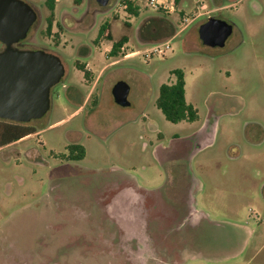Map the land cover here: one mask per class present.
<instances>
[{"label": "rangeland", "instance_id": "374dc122", "mask_svg": "<svg viewBox=\"0 0 264 264\" xmlns=\"http://www.w3.org/2000/svg\"><path fill=\"white\" fill-rule=\"evenodd\" d=\"M26 1L38 19L19 47L58 55L66 73L51 90L50 110L29 123L41 124L43 130L0 146V252L14 245L19 252L41 246L52 253L57 243L89 226L76 219L71 204L93 209L96 185L118 175L133 177L147 190L172 181L193 187L196 226L176 235L165 231L173 247L170 264H264V225L259 226L264 219V139L259 141L264 129V4L180 0L173 13L141 4L133 15L121 0L107 6L96 0L80 5L59 0L48 31L45 0ZM213 15L235 23L224 47L207 46L199 37L200 23ZM105 22L113 41L128 36L118 56L110 55L113 41L104 36L96 41ZM162 43L170 46L166 54L144 52ZM137 50L141 53L125 57ZM77 62L84 64L87 76ZM174 69L185 73L186 100L200 115L195 122L167 121L156 106L160 86L176 79ZM120 80L130 85L129 106L114 101L112 88ZM207 120L213 122L207 129L213 134L209 145L194 149L191 157L166 158L164 148L172 135L190 136ZM70 143L83 145L86 156L70 163L76 174L62 178L53 191L52 172L64 165L54 155L66 152ZM56 195L63 198L59 212L53 204ZM54 225L63 228L55 231ZM208 245L213 248L209 253ZM38 257L46 264L45 254ZM106 261L103 255L84 264Z\"/></svg>", "mask_w": 264, "mask_h": 264}, {"label": "flooded vegetation", "instance_id": "af4514ba", "mask_svg": "<svg viewBox=\"0 0 264 264\" xmlns=\"http://www.w3.org/2000/svg\"><path fill=\"white\" fill-rule=\"evenodd\" d=\"M256 3L264 4V0H257ZM209 17L225 20L220 15ZM209 17L200 25L205 23ZM226 21L232 23L233 28L225 44L232 36L235 27L234 22ZM43 117L32 121H40ZM210 123L213 122L207 120V124L200 129L209 127ZM41 126V124H34L32 126L35 130L34 133L43 130ZM199 130L185 137L179 134L172 135L169 139V147L164 148L166 158L167 156L175 158L180 155L191 157L194 149L195 152H198L203 148L206 142V139L203 138L206 137V134L199 133ZM163 136L159 137L162 139ZM263 139L264 129L260 128L259 141ZM174 143L175 147H173ZM74 145L80 144L70 143L66 145V152L55 155L52 153L54 158L60 163H64L61 168L52 172L54 174L52 178L53 191H56L60 181L67 178L66 176L75 173L72 172L70 163L82 160L77 159L72 150ZM171 147L175 150L170 149ZM159 151L160 146L158 154ZM171 152L174 156H171ZM169 158L167 159L169 160ZM168 185L169 187H167ZM56 196L53 204L59 212L61 211L59 203L63 202V198H58L59 195ZM93 199L91 204L93 209L87 210L83 206L73 204L70 206L76 219L79 221L82 219L89 223V226L81 228L84 230L83 232L67 237L63 244L57 243L52 253H46V250H42L41 246L35 252H19L17 249L14 250V245H11L8 252L4 250H2L4 253L0 252V256L3 254L0 264H41V259L38 257L40 254L46 255V264H84L87 258L97 260L103 255L107 257V264H170L168 252L169 248L173 247L167 244L165 231L176 235L180 230L196 226L193 225L194 215L197 211L194 208L195 200L191 184L179 186L172 181V183L167 182L164 188L147 190L139 186L133 177L117 175V177L108 179L106 183L97 184ZM72 209L70 208V210ZM52 228L55 231H60L63 227L54 225ZM78 250L88 254L80 253L81 255H79L76 253L79 252Z\"/></svg>", "mask_w": 264, "mask_h": 264}, {"label": "water", "instance_id": "95a60500", "mask_svg": "<svg viewBox=\"0 0 264 264\" xmlns=\"http://www.w3.org/2000/svg\"><path fill=\"white\" fill-rule=\"evenodd\" d=\"M107 6L110 0H96ZM38 19L37 11L26 0H0V119L28 123L43 117L51 107V90L66 73L61 58L44 49L21 48L17 44L27 38ZM226 20L209 17L199 26L203 44L222 47L232 32ZM130 85L120 80L112 88L115 103L129 106ZM204 127V146L211 143L212 130ZM209 138V140H208ZM212 138V137H211Z\"/></svg>", "mask_w": 264, "mask_h": 264}, {"label": "trees", "instance_id": "16d2710c", "mask_svg": "<svg viewBox=\"0 0 264 264\" xmlns=\"http://www.w3.org/2000/svg\"><path fill=\"white\" fill-rule=\"evenodd\" d=\"M82 1L83 0H74V3L80 5ZM179 1L180 0H173L176 6ZM44 3L50 11L49 16L47 17V30L49 31L54 21V11L58 4V0H45ZM124 9L129 14L138 15L140 6L129 1L124 5ZM127 25H129V23H127ZM103 36L108 41H113L111 25L108 22H105L100 26L96 41H99ZM24 40H21L17 46L21 45V42ZM127 42V35H123L118 40H114L110 49V55L118 56ZM76 65L78 69L84 71L86 76L88 75V71H86L84 64H79L77 62ZM171 73L175 75L176 79L173 83H163L160 86L159 95L156 99V106L162 111L166 120L172 123L197 121L200 117L198 109L186 100V81L184 71L182 69H174ZM34 132V128L29 125V123H16L0 119V146L17 141L33 134ZM72 150L75 152L77 159H83L86 156V149L81 144L74 145Z\"/></svg>", "mask_w": 264, "mask_h": 264}, {"label": "built area", "instance_id": "2783aa9c", "mask_svg": "<svg viewBox=\"0 0 264 264\" xmlns=\"http://www.w3.org/2000/svg\"><path fill=\"white\" fill-rule=\"evenodd\" d=\"M123 7L127 2H134L137 5L145 4L147 6H151L152 8L158 10V11H164L167 13H173L176 11V5L174 2L172 3H160L159 0H121ZM170 49V46L168 43H162L158 44L152 48L146 49L144 52L146 55H153V54H161L164 55L166 54L167 50ZM141 52L139 50L129 52L125 54V57H131L140 54Z\"/></svg>", "mask_w": 264, "mask_h": 264}, {"label": "crops", "instance_id": "0c3cea01", "mask_svg": "<svg viewBox=\"0 0 264 264\" xmlns=\"http://www.w3.org/2000/svg\"><path fill=\"white\" fill-rule=\"evenodd\" d=\"M59 1V0H58ZM115 62H117V61H113V62H111V63H115ZM99 76V75H98ZM98 79V77L94 80V83L96 82V80ZM25 138V137H24ZM261 173L262 174H264V170L263 171H261ZM263 186V190H262V194H263V196H264V182L262 183V185H261V187ZM264 206V203L261 205V207H263ZM200 218L201 217H199L198 218V221L197 222H200ZM204 218H206V220H207V222L208 223H211V224H216V223H218V221H215V220H208L209 219V217H203V219ZM223 222V221H222ZM264 225V220L262 219L261 221H260V223H259V226H263ZM246 228H248V227H246ZM252 234H253V232H251V230L249 229V235H251L252 236ZM250 237V236H249ZM213 239V238H212ZM247 239H249V238H247ZM247 242V241H246ZM213 244H214V240H213ZM211 248H212V246L211 245H208L207 246V253H209L210 251H211ZM212 251H213V248H212ZM238 252H240V250L238 251ZM214 254H212V256H213Z\"/></svg>", "mask_w": 264, "mask_h": 264}]
</instances>
